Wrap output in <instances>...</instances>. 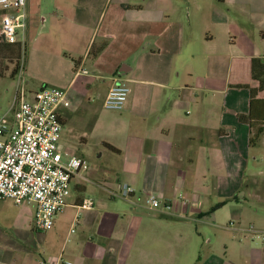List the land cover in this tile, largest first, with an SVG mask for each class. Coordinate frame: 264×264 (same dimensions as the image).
<instances>
[{
	"label": "crops",
	"instance_id": "obj_1",
	"mask_svg": "<svg viewBox=\"0 0 264 264\" xmlns=\"http://www.w3.org/2000/svg\"><path fill=\"white\" fill-rule=\"evenodd\" d=\"M46 3L28 0L27 31L8 56L26 54L35 92H70L60 146L71 124L83 145L95 127V145L118 152L106 146L109 169L73 178L79 195L50 230L65 237L60 250L0 247L3 264H264V245L246 232H264V136L252 146L249 127L251 100L264 99V0ZM118 78L131 93L109 110ZM84 110L99 115L93 124ZM85 149L69 156L89 159ZM125 186L134 204L113 196ZM149 194L172 211L148 209ZM85 199L94 208L80 211ZM35 212L24 206L10 221L33 224Z\"/></svg>",
	"mask_w": 264,
	"mask_h": 264
},
{
	"label": "built area",
	"instance_id": "obj_2",
	"mask_svg": "<svg viewBox=\"0 0 264 264\" xmlns=\"http://www.w3.org/2000/svg\"><path fill=\"white\" fill-rule=\"evenodd\" d=\"M28 0H0V42L16 44L20 34L28 27ZM26 66L21 64L16 80V98L9 114L0 118V200H13L17 205L24 203L35 207L34 227L49 231L55 226L56 218L68 206L71 196V181L82 170L89 168L87 160L67 156L60 142L64 124L60 110L72 103L68 90L43 87L28 93L24 87ZM88 74L87 71H81ZM131 88L127 81L118 78L104 100L109 110L121 111L126 106ZM136 190L125 186L114 197L134 204ZM94 200L85 199L79 210L94 208ZM145 206L153 211L170 213L172 205L163 203L156 195L149 194ZM80 214V213H79ZM76 217L72 233L79 224ZM246 232L264 245V232L250 227ZM59 262L72 264L60 257Z\"/></svg>",
	"mask_w": 264,
	"mask_h": 264
},
{
	"label": "rangeland",
	"instance_id": "obj_3",
	"mask_svg": "<svg viewBox=\"0 0 264 264\" xmlns=\"http://www.w3.org/2000/svg\"><path fill=\"white\" fill-rule=\"evenodd\" d=\"M45 1V6L47 5ZM21 41V40H20ZM12 46V45H10ZM9 53H7L6 46L1 47L0 49V118L3 116H6L9 114L8 118H12V107L16 98V88L18 85V80H16L17 72L21 66L22 63L26 66V54L25 57L22 59H18L16 57H9ZM22 55V53H21ZM20 55L19 58L22 56ZM17 69V70H16ZM16 70V71H15ZM26 78L27 80H30L31 84L28 86L26 84ZM24 87L27 89L28 93L35 92L40 86L41 83L31 80L28 77L24 76ZM30 91V92H29ZM90 98V100H94L95 97H87V100ZM87 104L89 105V101H87ZM86 116H89V120H91V124H93V121L98 118L97 113H92L89 111H83ZM100 114V113H99ZM104 114V113H103ZM102 119H105L102 117ZM79 124L81 118L75 119ZM88 120V121H89ZM83 126L75 125L77 129L81 133L83 132ZM95 128V127H94ZM92 128L88 137V140L91 139L90 144L83 145L84 142L80 140L77 131L72 127L71 124H67L64 131V137L65 139L62 140V151L65 154L74 155L78 154L79 150H88L90 152L89 159H85L88 162V166L93 169H109L110 166V159L108 158V152H106V148L104 146L97 147L95 145V138H98L101 134L100 132H97L100 129H94ZM74 141V142H72ZM84 148V149H83ZM103 151L106 152L104 156L100 155ZM78 180L72 179L71 181V195L72 197H76L79 195V188H78ZM24 206H29V208H33V205L29 204H22V205H16L11 200H0V210L5 215V218H2L0 220V247L3 249H10L11 247L16 248L18 250H21L19 254L22 253V250H26L27 247H34L40 248L41 250H48V251H58L61 248V243L63 242L64 238L61 239L60 236L57 237V235H54L52 232L49 231H40L36 229L33 224L28 225V223L22 224L18 222L10 221V218L17 219L18 217H22V211ZM22 220V219H21ZM18 223V224H17ZM49 242V243H48ZM0 264H3V260H0ZM11 264V263H6Z\"/></svg>",
	"mask_w": 264,
	"mask_h": 264
},
{
	"label": "trees",
	"instance_id": "obj_4",
	"mask_svg": "<svg viewBox=\"0 0 264 264\" xmlns=\"http://www.w3.org/2000/svg\"><path fill=\"white\" fill-rule=\"evenodd\" d=\"M5 46L6 44L0 42V49L1 47ZM249 127L251 132L250 144L252 146H255L258 140L262 136H264V99L251 100L249 113ZM106 146L112 151L118 152V149H116L112 145Z\"/></svg>",
	"mask_w": 264,
	"mask_h": 264
},
{
	"label": "water",
	"instance_id": "obj_5",
	"mask_svg": "<svg viewBox=\"0 0 264 264\" xmlns=\"http://www.w3.org/2000/svg\"><path fill=\"white\" fill-rule=\"evenodd\" d=\"M122 75V74H121Z\"/></svg>",
	"mask_w": 264,
	"mask_h": 264
}]
</instances>
